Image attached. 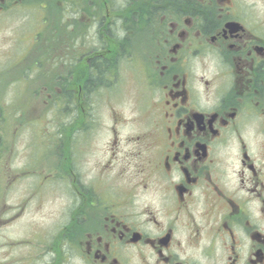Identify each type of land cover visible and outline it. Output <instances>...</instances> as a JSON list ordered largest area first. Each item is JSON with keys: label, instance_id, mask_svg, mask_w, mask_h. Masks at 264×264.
I'll return each mask as SVG.
<instances>
[{"label": "flooded vegetation", "instance_id": "af4514ba", "mask_svg": "<svg viewBox=\"0 0 264 264\" xmlns=\"http://www.w3.org/2000/svg\"><path fill=\"white\" fill-rule=\"evenodd\" d=\"M36 3L52 95L0 149V231L54 219L0 264H264V0Z\"/></svg>", "mask_w": 264, "mask_h": 264}, {"label": "rangeland", "instance_id": "374dc122", "mask_svg": "<svg viewBox=\"0 0 264 264\" xmlns=\"http://www.w3.org/2000/svg\"><path fill=\"white\" fill-rule=\"evenodd\" d=\"M36 1L37 0H24V4L22 5L21 8H17L11 13L8 14L9 19H7V14H1L0 15V106L4 108V110L7 112V116L9 119L7 121L11 120L10 122L5 124V129H13L18 126V119L20 116L27 115L28 118L31 116V112L33 111L32 107L35 106V103L41 102L42 100L46 99V95L52 93L49 92V90L52 89L51 85L46 87L43 91V93H35V91L32 88L33 81L35 80V77H33L32 73H29L28 75L26 72L21 71L20 68L12 66L13 62H17L19 60V51H15V49L18 48V44L16 42V38L20 34L19 37V46L23 49L26 46V40H29L32 36L35 35V32L37 30V23L36 17L33 16V14H36L37 9H36ZM49 4L53 6L51 1H49ZM30 7L31 11H27L25 8ZM26 14L28 19L22 18L23 15ZM14 15V16H13ZM13 16V18L11 17ZM37 17L38 13L36 14ZM6 19L8 21L6 25ZM33 22V23H32ZM32 24V25H31ZM38 31V30H37ZM15 40V41H14ZM30 42H28V46ZM42 47L45 45L42 44ZM22 52V51H21ZM19 53V55H18ZM44 55L46 58H44V68H48V57H50V54L44 51ZM9 58L11 59L10 62ZM18 58V59H17ZM8 62V63H7ZM30 62H24L22 69H25L29 66ZM10 78H15L19 79L18 83H10ZM45 80H47V77H44ZM25 80H27L28 85H30L27 100L28 104L26 107V110L28 112H24L23 108V113L19 114V117H17L14 113L17 110H14V107H10L11 105H21L25 107V100L22 98L21 95V90L23 89V85ZM24 93H26L24 91ZM19 104V105H18ZM47 108H42V116L44 117H50V112H46ZM64 114V115H63ZM60 117H66V113L63 112L59 115ZM30 129H27L26 132L29 133ZM6 130H4L3 134H5ZM40 133L43 134H48V133H53V127L48 124H44L40 129ZM12 131H10L6 136L10 139ZM5 136L3 137V142H4ZM47 174V172H43V175ZM8 176L9 174L4 171L3 167H0V186L3 185V187H0V207L2 206L1 204L3 203V199L5 196V183L8 181ZM11 180V179H10ZM25 180H20L18 181L15 185H13L11 189V201L13 204H15L17 201L21 199L23 196V192L26 187H24V184H21ZM25 182H30V179L26 180ZM37 200V198H36ZM35 200V197L33 200L30 201L29 208L26 212L29 214L24 216L22 219L17 221L12 228L8 230H1L2 232L0 235H7L11 239H24L29 230L32 228H35V226H41L42 228H46L48 225L51 224V219L45 216L47 212V206H45V201L42 203V210L40 212L37 211L35 208V202H38ZM2 210H0L1 212Z\"/></svg>", "mask_w": 264, "mask_h": 264}, {"label": "bare ground", "instance_id": "6f19581e", "mask_svg": "<svg viewBox=\"0 0 264 264\" xmlns=\"http://www.w3.org/2000/svg\"><path fill=\"white\" fill-rule=\"evenodd\" d=\"M99 68V67H98ZM100 69V68H99ZM92 75V74H91Z\"/></svg>", "mask_w": 264, "mask_h": 264}]
</instances>
